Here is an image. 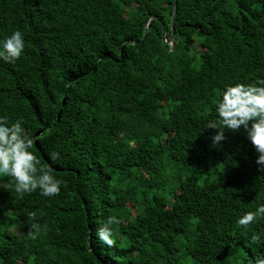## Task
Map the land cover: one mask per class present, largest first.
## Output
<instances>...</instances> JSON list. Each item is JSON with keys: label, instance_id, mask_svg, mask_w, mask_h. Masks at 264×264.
<instances>
[{"label": "trees", "instance_id": "obj_1", "mask_svg": "<svg viewBox=\"0 0 264 264\" xmlns=\"http://www.w3.org/2000/svg\"><path fill=\"white\" fill-rule=\"evenodd\" d=\"M174 1L0 0V40L25 38L0 59V115L63 181L44 197L0 176V264L264 257V217L237 223L264 202L259 153L215 112L225 85L264 77V0H176L172 50ZM109 217L111 245L96 235Z\"/></svg>", "mask_w": 264, "mask_h": 264}, {"label": "clouds", "instance_id": "obj_2", "mask_svg": "<svg viewBox=\"0 0 264 264\" xmlns=\"http://www.w3.org/2000/svg\"><path fill=\"white\" fill-rule=\"evenodd\" d=\"M25 48V38L20 30L0 40V59L14 61L19 58ZM216 121L233 132H246L247 138L255 147L257 164L264 170V77H257L253 83H235L225 85L217 102ZM8 116L0 115V176H8L14 180L17 193H33L39 189L44 197H52L61 191L62 180L55 177L47 166L41 165L38 157L30 151L34 138L23 127L21 120L8 123ZM210 128L216 129L211 137L212 146H217L225 137L223 128H217L213 122ZM60 153L50 154V160L59 159ZM30 221L35 213L29 212ZM259 217H264V202L258 203L255 211H247L241 215L237 223L245 228L252 225ZM119 223L115 217L101 226L96 235L104 243L112 244L110 225ZM29 232L33 235L42 231L37 222H30ZM254 264H264V257L257 258Z\"/></svg>", "mask_w": 264, "mask_h": 264}, {"label": "water", "instance_id": "obj_3", "mask_svg": "<svg viewBox=\"0 0 264 264\" xmlns=\"http://www.w3.org/2000/svg\"><path fill=\"white\" fill-rule=\"evenodd\" d=\"M177 11V1L175 0L174 1V8H173V16H172V30H173V34H172V42H171V45H172V50L175 49L176 47V44H175V37H174V15H175V12ZM164 41H166V31L164 30Z\"/></svg>", "mask_w": 264, "mask_h": 264}]
</instances>
